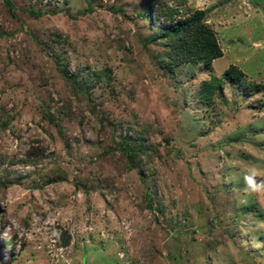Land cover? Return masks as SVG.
I'll return each instance as SVG.
<instances>
[{"label": "rangeland", "instance_id": "rangeland-1", "mask_svg": "<svg viewBox=\"0 0 264 264\" xmlns=\"http://www.w3.org/2000/svg\"><path fill=\"white\" fill-rule=\"evenodd\" d=\"M6 1L0 264H264V0H158L222 51L173 71L152 0Z\"/></svg>", "mask_w": 264, "mask_h": 264}, {"label": "trees", "instance_id": "trees-1", "mask_svg": "<svg viewBox=\"0 0 264 264\" xmlns=\"http://www.w3.org/2000/svg\"><path fill=\"white\" fill-rule=\"evenodd\" d=\"M6 2L10 5L8 0ZM153 5L156 6L154 19L161 22L164 27L152 39L160 41L163 47H166L164 52L167 58H161L160 62L169 71L183 64H203L209 67L214 59L222 56L216 34L206 23L202 11L175 18L173 9L164 8L158 0H152L150 6ZM150 6L144 10L145 15L149 14ZM222 78L241 82L243 74L237 68L229 66L221 78L213 77L210 81L202 83V95L209 99L212 91L221 85ZM121 147L131 159L132 152L127 151L124 145ZM58 240L59 245L67 243V240H62L60 236Z\"/></svg>", "mask_w": 264, "mask_h": 264}, {"label": "clouds", "instance_id": "clouds-1", "mask_svg": "<svg viewBox=\"0 0 264 264\" xmlns=\"http://www.w3.org/2000/svg\"><path fill=\"white\" fill-rule=\"evenodd\" d=\"M258 174L253 171L251 174H246L243 179L246 182L247 188L250 189L253 192L260 191L261 189H264V181H257L255 177Z\"/></svg>", "mask_w": 264, "mask_h": 264}]
</instances>
